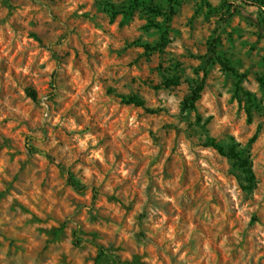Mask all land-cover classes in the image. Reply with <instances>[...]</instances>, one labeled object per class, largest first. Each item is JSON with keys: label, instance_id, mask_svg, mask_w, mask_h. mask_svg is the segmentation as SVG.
<instances>
[{"label": "rangeland", "instance_id": "rangeland-1", "mask_svg": "<svg viewBox=\"0 0 264 264\" xmlns=\"http://www.w3.org/2000/svg\"><path fill=\"white\" fill-rule=\"evenodd\" d=\"M171 6L0 0V264H264V0Z\"/></svg>", "mask_w": 264, "mask_h": 264}, {"label": "trees", "instance_id": "trees-1", "mask_svg": "<svg viewBox=\"0 0 264 264\" xmlns=\"http://www.w3.org/2000/svg\"><path fill=\"white\" fill-rule=\"evenodd\" d=\"M169 2L172 6L170 7V11H169L168 16L171 17L175 13L174 6L177 4V0H169ZM152 13H154V12L152 11ZM156 13L161 14L159 11H157ZM210 52L214 56H216V48L214 45L210 46ZM217 60H218L219 64L222 65L223 68H225L226 70H229L235 74V71L232 69H229L227 67L226 63L222 59L217 57ZM175 85H177V80H169V81L164 82V86H166V87H171V86H175ZM236 87L238 88V90H240L239 85H237ZM202 90H203V83L200 82L194 87L191 94L185 99V101H184L185 108H188V109L194 108L195 103L200 99V95H201ZM26 93L28 94V96L32 100H35V93L33 90H26ZM121 102L123 104H126V105H134V106H138V107L144 106L143 102L141 100H139L137 97L121 96ZM205 146L211 147L218 154L225 156L229 160L236 163L246 173V175L248 176L249 182L253 181L254 177H253V173L251 170L250 162H249L248 158L242 157V154L236 150L235 145H229V146L224 147L221 144L215 143L214 140H208L205 143ZM70 184H73V183H70ZM244 188L246 189L247 187H244ZM105 257L112 258L116 264H125L120 260V258L118 256L109 254L108 251L106 249H103V248H99V254L96 257V264L101 262Z\"/></svg>", "mask_w": 264, "mask_h": 264}]
</instances>
